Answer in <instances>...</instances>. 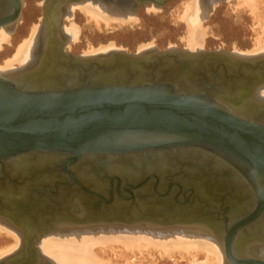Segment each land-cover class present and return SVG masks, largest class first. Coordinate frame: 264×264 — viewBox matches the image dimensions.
<instances>
[{"label": "water", "instance_id": "95a60500", "mask_svg": "<svg viewBox=\"0 0 264 264\" xmlns=\"http://www.w3.org/2000/svg\"><path fill=\"white\" fill-rule=\"evenodd\" d=\"M9 1L0 26L19 20L22 1ZM65 1L44 3L42 33L51 6ZM127 1L134 14L166 0ZM262 84L264 55L150 46L83 56L60 41L35 47L29 65L0 76V219L21 239L0 264H46L35 244L69 222L198 225L221 241L228 264H264L247 252L264 245V100L252 97ZM19 161L23 169L52 163L51 172L25 176L13 166ZM183 161L208 170L198 176ZM41 172L63 182L31 184ZM211 173L242 181L240 194L218 191L232 206L170 178L204 182ZM236 244L243 251L234 257Z\"/></svg>", "mask_w": 264, "mask_h": 264}, {"label": "rangeland", "instance_id": "374dc122", "mask_svg": "<svg viewBox=\"0 0 264 264\" xmlns=\"http://www.w3.org/2000/svg\"><path fill=\"white\" fill-rule=\"evenodd\" d=\"M193 1L167 0L165 5L159 9L152 10L153 5L142 6L135 9L133 15L130 13V3L127 0H100L99 2L104 3L108 7L119 9L120 12L125 11L126 15L133 18L127 22H119L117 20L114 22V20L110 21V19L101 18L96 21L98 26L93 24L94 20L92 18H88V15L86 16L81 10L74 8L65 19L61 20L62 29H68V31L63 33L68 34L69 38H71L70 43L66 44V52L73 55H85L89 51L100 48L103 50L118 48L127 53H133L148 46H153L158 50H164L168 47L187 48L190 50L198 46L191 51L197 49H203L204 51L225 49L226 51H237L249 56L264 53V49H262L264 48V0H245L246 2L244 0L219 1L213 5L208 16L205 15L206 18L202 16L204 19L200 20V24L192 26L186 16L189 17V14H192ZM195 1H198L201 10H204V5L200 0ZM40 2L41 0H22L20 19L11 35V31L8 30V40L0 44V66L4 65L5 61L13 58L18 50L17 48L30 38L33 27L36 28V33L38 34V25L41 18ZM250 5L254 6V8H251ZM250 11H255L259 20L255 19L254 16L252 17ZM203 12L206 13L207 10ZM188 28L191 29L190 32ZM33 42L36 45V37ZM34 47L30 48L29 56H27L25 62L29 57H32ZM25 62L22 64L14 63L9 70L21 67ZM182 164L184 169L187 168L185 171L198 172V176L204 175V169H207L204 165L197 170V167L191 164L190 161H183ZM41 170L42 168L29 166L26 169H22L21 173L26 176L29 173L40 172ZM4 235L8 237V234L0 233V249L11 247L10 245L14 243L12 241H15L11 236L7 239ZM116 250L119 251L118 248ZM152 253L153 257L149 258L146 256L147 253L144 252V257L138 260L144 264H173L167 258L158 257L157 252ZM43 256L48 259L45 255ZM110 257L111 255L108 256V258ZM197 257L198 264L207 263L203 255L200 254ZM176 259L178 260L177 264H192L193 262L191 256H186L184 261L178 257ZM49 262L51 261L49 260L48 264H50Z\"/></svg>", "mask_w": 264, "mask_h": 264}, {"label": "bare ground", "instance_id": "6f19581e", "mask_svg": "<svg viewBox=\"0 0 264 264\" xmlns=\"http://www.w3.org/2000/svg\"><path fill=\"white\" fill-rule=\"evenodd\" d=\"M81 1L82 0L67 2V4L76 3V4L70 5L71 7L69 11H72L74 8L81 10L84 13V15L86 16L88 15V18L89 17L92 18L95 21V22L93 21V24H96V25H97L96 21H99V19L101 18L110 19V21L114 20V22L115 20L119 22L120 21L127 22V21H130L131 18H133V17L126 15L127 13L125 11L120 12L119 9H113L99 1L97 2H94V1L81 2ZM244 2L246 1L244 0ZM188 7L190 8V6ZM207 7L210 9L212 7V4H209ZM250 7L254 8V6H251V5ZM157 8L158 7L154 6L152 10H155ZM203 11L204 10H201V6L199 2L194 0L192 12H191L192 14H189L190 15V16L188 15L189 17L186 16V18L188 19V22L192 26L194 24H198V23L200 24V20L204 19L202 16H205L207 13ZM130 13L132 12L130 11ZM250 13L252 17L254 16L255 19H258L257 18L258 14L255 13V11H252V12L250 11ZM261 15H262V12H261ZM51 18L53 19V16L50 15L49 19ZM63 18H64V14H63ZM17 22L8 23L6 25L4 24L0 26L2 27L0 28V44L8 40V29L6 28H9V27L12 28ZM57 24H58V20H57ZM52 26H53L52 23L48 24L49 29H51ZM59 26L61 27V29ZM58 27H59V30L62 31V26L60 22L58 24ZM190 30L191 29H189V32ZM37 35L38 34L36 33V28L33 27L30 38L24 41L19 46V48H17L18 50L16 54L13 56V58L5 61V64L0 66V76H7L9 74H12L13 71L17 69H21L29 65V63L31 62V57H29L26 62L25 60L27 56H29L28 53L30 51V48L35 46L33 40L35 39ZM257 40H260V39H257ZM69 42H70L69 38L68 40L66 39V44H68ZM197 47L198 46L193 47L190 50L195 49ZM100 50H103V49L100 48L97 50H93L91 52L89 51L88 53H85V55L83 54L82 55L83 56L96 55L98 53H102V52H105L108 50H114V49H108V50H103V51H100ZM197 50H201V49H197ZM33 52L34 50L32 51V55H33ZM233 52L238 53L242 56H249V55H244V53H241V52H237V51H233ZM261 55H264V53H260L259 55H251V56L258 57ZM23 62L25 63L21 67L15 68L13 70H9L11 69L14 63L22 64ZM263 86L264 84L259 85L256 88V92L259 98H264V88H261ZM52 160L55 161L57 159L52 158ZM197 160L202 161L203 158H197ZM19 162H20L19 166L16 167L18 171L22 170L23 167L27 166L24 164V162H21V161ZM19 162H16V163H19ZM51 164L52 163H49L48 165L50 166ZM217 164L218 163L215 162V160L213 159V163L211 166L215 168L217 167ZM14 165L15 163L13 164V166ZM77 167L78 166H76L75 164L72 165L73 170H76ZM231 180L232 181L235 180L237 184L240 185V190L244 192L245 189L243 188L241 184L242 181H240L238 177L233 176ZM71 225L73 224L69 222L66 225L59 226V228H56L55 230H52L51 232L44 234L41 240L35 244V247L37 248L39 253L41 255H45L46 257H48V259L51 261L49 262L50 264H144L142 261L138 260L141 257H144L143 256L144 252L147 253L146 256H148L149 258L153 257L152 252H157L158 257L167 258L173 264L178 263V260L176 259V257L184 261L186 256H191V258L193 259V262L191 261L192 264H198L197 256L200 254L203 255V257L207 260L205 261L208 264H228L221 241L216 239L213 232L201 226H198V225L170 226V227H165V228L163 227L154 228V227L146 226V225L121 226L118 224H111V225L99 224L100 226L88 225L86 227L85 226L84 227L83 226L82 227L71 226ZM0 233H4V234L6 233L8 234V237L6 235L4 236L7 237V239H9L11 236L13 240H15V241H12L15 243V245L14 243H12L10 245L11 247L5 246L7 248L0 249V260H1L13 254V252H15L16 249L20 247L21 239H20L19 233L15 229H13L11 226H9V223L6 220L0 219ZM116 248H118L119 251L116 250ZM238 248L241 249L240 247ZM241 251H243V249H241ZM241 251L238 254L239 251L237 247L235 246L232 254L233 256H234V253H236L237 255H240L242 254ZM247 252H249L250 254H253L255 258H260L264 260V245L253 246V248L251 247L249 250H247ZM109 255H111L110 258H108ZM46 259L47 258H45V260ZM48 259L46 260V264H48V261H49ZM235 259H238V258H235Z\"/></svg>", "mask_w": 264, "mask_h": 264}, {"label": "flooded vegetation", "instance_id": "af4514ba", "mask_svg": "<svg viewBox=\"0 0 264 264\" xmlns=\"http://www.w3.org/2000/svg\"><path fill=\"white\" fill-rule=\"evenodd\" d=\"M46 1H48V0H41V2H40L41 18H40V22H39V25H38V32L39 33L37 35L39 37H38V40H37V43H36L35 47H54V46H58V42L59 41L62 42L63 44H66V39L68 40L69 36L66 33H62V31L65 32V31H68V29H65V30L62 29V31H60L59 30L60 26L58 27L59 22L57 24V20L60 19V23H61V20L63 19V14H64V19H65L66 16L71 12V11H69V9L71 7L70 5L76 4V3L67 4V2H69L67 0V1H65L66 3L64 2V3L60 4L58 6L59 8L56 7V6H51L50 13H49V16H48V18L46 20V23H45L44 28H43V33H42V31H40L39 29L41 27L42 18H43L42 8L44 6V3H46ZM86 1L97 2V1H100V0H82L81 2H86ZM166 1H165V3H166ZM219 1H222V0H200V2L204 5L203 6L204 10L205 11L207 10L206 16H208V13L211 11L213 5L218 3ZM61 2H63V1H61ZM81 2H79V3H81ZM209 4H212V7L210 9L207 7ZM22 5H23V3H22ZM10 8H11V3H10L9 0H0V14H1V16H3L4 14L9 15L11 13V9ZM50 15L53 16V19L52 18L49 19ZM20 16H21V10H20ZM49 23H52V25H53L51 29L48 28V24ZM15 25L12 28H10V27L9 28L4 27V28L10 30L11 31L10 35H11ZM0 28H2V27H0ZM60 29H61V27H60ZM56 35H58V37ZM69 40L71 41V38H69ZM221 50H225V49H221ZM261 88H264V86L261 87ZM252 97L256 98V99L258 98V94L256 92V89L252 92ZM246 98L243 97V99H246ZM262 99L264 100V98H262ZM249 105H251V103ZM19 164H20V162L19 163H15L14 166L18 167ZM53 167H55V166H53ZM39 168H42L41 171L51 172L50 171L51 166H49L48 164L44 165L42 167H39ZM78 171L80 172V170H78ZM32 175H34V177H35L34 179L32 177H30V178H32L30 183L33 184V185H40L41 184V185H47V186H51L52 185L53 186L56 183H62L63 182L62 179H59V177H57L56 179H53L52 180L53 182L51 181V179L47 180V178L45 177V176L48 175L47 173H42L41 172V174H37L36 176H35V174H32ZM170 178L173 179V181H171V183L179 184L181 187H183L184 190L192 188L195 191V193H201L202 194V192H205V193H213L214 195L215 194H219V195L222 194L223 195L224 193H221V192L225 191V193H228L230 195H235V194H238V193L240 194V192H241L240 185H238L235 180H233V181L232 180H226L224 182H219V180H216L218 178L215 175H213V173H211L210 176H208L207 179H205L204 182H201L198 179L189 180V178H188V179H184V180H179L178 178L176 179L175 177H172V176H170ZM33 188H34V190H32L33 193L36 192V191L43 192L41 189H39L41 187H33ZM219 190H221V192L218 193ZM51 191H53V189H51ZM60 193L66 194L64 189L60 190ZM222 197H224V202H226L225 204H226L227 207L228 206L229 207L232 206L230 201H228V203H227L228 197H226V194L223 195ZM64 198H65V196H64ZM237 204H240V203H237ZM240 210H241V206H240ZM236 247H237V249L239 251L238 252V254H239L240 253V249L238 247H240V245L239 246L236 245Z\"/></svg>", "mask_w": 264, "mask_h": 264}]
</instances>
